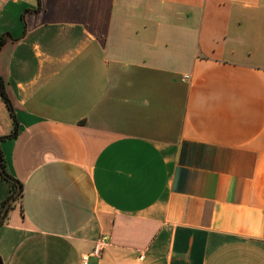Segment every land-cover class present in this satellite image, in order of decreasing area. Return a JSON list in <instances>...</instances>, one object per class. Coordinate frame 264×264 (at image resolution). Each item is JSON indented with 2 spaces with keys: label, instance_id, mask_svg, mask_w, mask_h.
<instances>
[{
  "label": "crops",
  "instance_id": "0c3cea01",
  "mask_svg": "<svg viewBox=\"0 0 264 264\" xmlns=\"http://www.w3.org/2000/svg\"><path fill=\"white\" fill-rule=\"evenodd\" d=\"M0 78L1 264H264V0H0Z\"/></svg>",
  "mask_w": 264,
  "mask_h": 264
},
{
  "label": "trees",
  "instance_id": "16d2710c",
  "mask_svg": "<svg viewBox=\"0 0 264 264\" xmlns=\"http://www.w3.org/2000/svg\"><path fill=\"white\" fill-rule=\"evenodd\" d=\"M0 97H1V99L3 100V102L5 103L7 109L9 110V113H10L11 117L13 118V112H12V108H11V103H10V100H9V98L7 97L6 93H5V89H4V86H3V81H2L1 78H0ZM13 123H14V124H13V130H12V132H11L9 135L5 136L4 138L10 137L11 135L14 134V131H15V123H16L15 118H13ZM0 139H1V138H0ZM0 154H1V151H0ZM1 155H2V154H1ZM1 159H2V156H1ZM2 165H3V167H4L3 159H2ZM0 179L3 180V181H5V182H7L8 186H9V195H8L5 199H3V200L0 201V211H1L2 205L5 203V201L8 199V197H9L14 191H16V189H17V184H16V182H14V181H11V180H8V179L4 178L1 174H0ZM15 180H16V179H15ZM16 181H17V180H16ZM19 188H20V189H19V191H18V193H17V195L15 196V198H14L13 201L18 200L19 197H20V194H21V183H19Z\"/></svg>",
  "mask_w": 264,
  "mask_h": 264
},
{
  "label": "rangeland",
  "instance_id": "374dc122",
  "mask_svg": "<svg viewBox=\"0 0 264 264\" xmlns=\"http://www.w3.org/2000/svg\"><path fill=\"white\" fill-rule=\"evenodd\" d=\"M9 18H10L9 24H12L13 26H17L18 28L20 27V24L22 23V20H21V15L17 11V9H11L10 10ZM7 115H8L7 114V109H6L5 105H4V103L1 102V105H0V124L3 127H6V121H8Z\"/></svg>",
  "mask_w": 264,
  "mask_h": 264
},
{
  "label": "water",
  "instance_id": "95a60500",
  "mask_svg": "<svg viewBox=\"0 0 264 264\" xmlns=\"http://www.w3.org/2000/svg\"><path fill=\"white\" fill-rule=\"evenodd\" d=\"M0 174L11 181L16 182L17 184V189L16 191H14L9 197L8 199L5 201V203L2 205L1 211H0V222L3 220L4 216L7 213V210L11 204V202L14 200L15 196L17 195L18 191H19V181H16L13 177H11L4 169L3 165H2V159H1V154H0ZM0 264H1V260H0Z\"/></svg>",
  "mask_w": 264,
  "mask_h": 264
},
{
  "label": "built area",
  "instance_id": "2783aa9c",
  "mask_svg": "<svg viewBox=\"0 0 264 264\" xmlns=\"http://www.w3.org/2000/svg\"><path fill=\"white\" fill-rule=\"evenodd\" d=\"M103 243H104V237H100L94 241L93 248H92L93 255L97 256L99 254V251L102 248ZM81 264H86V255L82 256Z\"/></svg>",
  "mask_w": 264,
  "mask_h": 264
}]
</instances>
